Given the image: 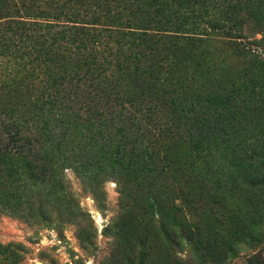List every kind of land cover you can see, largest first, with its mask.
<instances>
[{"label":"trees","instance_id":"1","mask_svg":"<svg viewBox=\"0 0 264 264\" xmlns=\"http://www.w3.org/2000/svg\"><path fill=\"white\" fill-rule=\"evenodd\" d=\"M258 5L0 0V212L74 224L94 246L71 170L98 201L107 181L119 188L138 236L124 246L114 226L111 264H232L242 249L264 264ZM243 19L261 39L248 40ZM24 253L0 244V264Z\"/></svg>","mask_w":264,"mask_h":264},{"label":"rangeland","instance_id":"2","mask_svg":"<svg viewBox=\"0 0 264 264\" xmlns=\"http://www.w3.org/2000/svg\"><path fill=\"white\" fill-rule=\"evenodd\" d=\"M255 25L261 32L264 28V6H257V16ZM245 34L248 40L252 38L261 39V33H254L258 29L252 30L251 22L243 19ZM177 157L183 156L180 148L174 149ZM67 178L72 190L80 203L84 212L88 213L93 220L97 230L95 245L87 247L78 238L77 227L74 224L63 223L62 225L27 222L23 219L10 216L0 212V244H20L25 247L24 258L20 264H111L115 257L113 251L114 226L120 223L122 227V242L134 237L138 233H133V229L128 224L125 217L120 216V194L119 188L114 181H107L104 185L106 192L105 200L98 201L95 196L84 189L82 181L71 170L67 171ZM56 215H54L55 217ZM205 226H211L214 218L210 207H206L203 212ZM264 257V246L259 248ZM250 249H242L238 259L232 264H248L247 255ZM186 257V253H182ZM187 264H198L193 260H188Z\"/></svg>","mask_w":264,"mask_h":264}]
</instances>
